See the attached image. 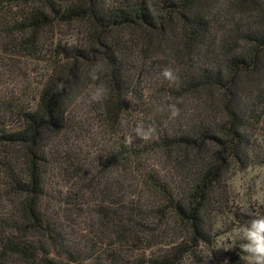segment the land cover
<instances>
[{
  "label": "trees",
  "instance_id": "16d2710c",
  "mask_svg": "<svg viewBox=\"0 0 264 264\" xmlns=\"http://www.w3.org/2000/svg\"><path fill=\"white\" fill-rule=\"evenodd\" d=\"M0 15L12 55H39L57 26L81 37L53 46L35 89L0 97V264H201L198 249L230 217L248 220L233 211L227 177L264 164V0H0ZM97 59L110 88L98 103ZM140 123L156 135L137 139ZM59 190L102 201L93 222L105 256L71 250L58 206L72 203ZM115 244L140 255L122 258Z\"/></svg>",
  "mask_w": 264,
  "mask_h": 264
},
{
  "label": "rangeland",
  "instance_id": "374dc122",
  "mask_svg": "<svg viewBox=\"0 0 264 264\" xmlns=\"http://www.w3.org/2000/svg\"><path fill=\"white\" fill-rule=\"evenodd\" d=\"M8 12L9 15L7 12L5 13L9 17H17L19 14L16 6ZM1 19L0 15V21ZM72 28L57 26L42 33L40 41L43 50L39 55L35 53L30 56H16L3 51L4 39L0 36V97H6L9 94L18 97L20 93L26 94V92L35 89L37 83H40L51 69L52 60H49V55L52 54L50 51L53 50V46L58 44L66 47L81 39ZM258 134L264 143V130H260ZM227 179L233 211L242 219H250L249 215L255 216L253 211L264 206V164L242 171L233 168ZM135 193H131L134 198H136ZM59 195V199L62 201L65 199L72 203L71 205L63 203L61 207L58 206L60 214L68 217L67 226H64V239L70 243L71 250L77 253H86L92 260L99 255L105 256L109 253L107 249L110 244L109 240L103 241L101 237H98L100 227L93 222V217H97V210L102 203L99 197L94 192H77L75 190H59ZM145 198L143 199L145 200ZM139 201H142L141 198ZM55 206L57 205L55 204ZM231 218H229L230 222H227L226 228L219 232L220 236L213 239L211 246L198 249L197 255L201 264H225V261L227 264H245L243 260H240L239 253L236 251L237 244L241 241L237 232L242 226ZM229 223L234 226H230ZM62 225L64 224L62 223ZM41 243L45 244L44 239H41ZM111 243H114L113 240ZM115 246L120 249L119 255L122 258L140 255V251L136 250V247L121 248L118 244ZM89 249H93L96 253ZM49 258L53 259L54 257L50 255ZM194 259L186 257L182 264H194ZM16 264L26 263L18 260Z\"/></svg>",
  "mask_w": 264,
  "mask_h": 264
},
{
  "label": "clouds",
  "instance_id": "9594fccd",
  "mask_svg": "<svg viewBox=\"0 0 264 264\" xmlns=\"http://www.w3.org/2000/svg\"><path fill=\"white\" fill-rule=\"evenodd\" d=\"M104 72L105 63L100 59H97L90 66L88 76L94 82L92 85L93 90L90 94L91 102H102L110 94V88L101 79ZM161 75L169 82L178 80V76L171 67H165ZM168 111L170 112V118H176L180 115V109L177 104L168 105ZM134 132L137 139L147 141L156 135V128L154 126L145 127L140 123L135 127ZM131 142L132 138L129 137L128 143ZM249 216L251 218L244 221L237 232L241 240L239 257L245 264H264V215ZM225 264H227V261H225Z\"/></svg>",
  "mask_w": 264,
  "mask_h": 264
}]
</instances>
